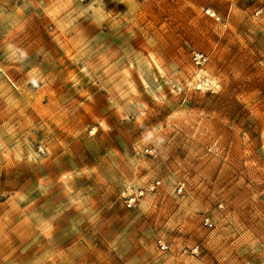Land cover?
Wrapping results in <instances>:
<instances>
[{"label":"rangeland","instance_id":"374dc122","mask_svg":"<svg viewBox=\"0 0 264 264\" xmlns=\"http://www.w3.org/2000/svg\"><path fill=\"white\" fill-rule=\"evenodd\" d=\"M72 2L108 40L3 75L0 264H264V0Z\"/></svg>","mask_w":264,"mask_h":264},{"label":"crops","instance_id":"0c3cea01","mask_svg":"<svg viewBox=\"0 0 264 264\" xmlns=\"http://www.w3.org/2000/svg\"><path fill=\"white\" fill-rule=\"evenodd\" d=\"M50 1L0 0V94L4 95L1 89L6 86L9 93L12 89L5 82L4 74L13 79L17 72L25 76L34 72L46 73L43 77L45 80L40 78L39 88L34 91L27 88L29 80L12 81L17 93L12 94V98L6 96L5 103L18 100L32 105L31 96L34 103L51 99L57 81H47L48 73L53 70L49 67L62 63L60 58L63 56L73 63L74 52L80 45L95 47L100 38L108 40L109 34L101 29L105 17H94L93 13L87 21L86 17L75 15L74 2L69 5L70 0ZM48 55L59 56H55L52 63L47 60ZM35 93L37 95L33 96ZM127 184H130L129 181Z\"/></svg>","mask_w":264,"mask_h":264},{"label":"built area","instance_id":"2783aa9c","mask_svg":"<svg viewBox=\"0 0 264 264\" xmlns=\"http://www.w3.org/2000/svg\"><path fill=\"white\" fill-rule=\"evenodd\" d=\"M205 12L207 14H209L210 16H213L216 19H218V16L215 15V12L212 11L210 8H207ZM256 13H258V12H256ZM192 59L196 65H202L206 61V56L201 52H195V53H193ZM145 150L151 154L153 153V149L147 148ZM154 187H155V183H152L148 186L149 189H153ZM142 194H143V189H139L138 191H136L132 194H129L125 199L126 206L127 207H133L135 205V202L138 199V197L141 196ZM159 243H160L159 245H160L161 249L166 248V245L163 242L159 241Z\"/></svg>","mask_w":264,"mask_h":264}]
</instances>
